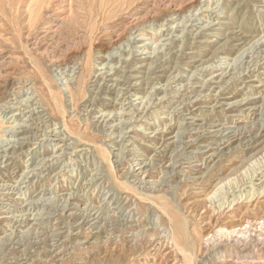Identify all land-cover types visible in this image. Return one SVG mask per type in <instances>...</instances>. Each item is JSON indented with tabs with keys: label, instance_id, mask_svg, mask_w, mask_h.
<instances>
[{
	"label": "rangeland",
	"instance_id": "374dc122",
	"mask_svg": "<svg viewBox=\"0 0 264 264\" xmlns=\"http://www.w3.org/2000/svg\"><path fill=\"white\" fill-rule=\"evenodd\" d=\"M124 4L0 0V264H182L164 193L196 264H264V0Z\"/></svg>",
	"mask_w": 264,
	"mask_h": 264
},
{
	"label": "bare ground",
	"instance_id": "6f19581e",
	"mask_svg": "<svg viewBox=\"0 0 264 264\" xmlns=\"http://www.w3.org/2000/svg\"><path fill=\"white\" fill-rule=\"evenodd\" d=\"M41 3H42V8L44 7V6H49L50 4H51V1L52 0H39ZM127 1V4H124V5H122V7L123 8H128V9H130L136 2H139L140 0H130L131 2H128V0H126ZM124 3V2H123ZM104 7L106 8V7H108V4H105L104 5ZM121 7V8H122ZM152 22H154V23H156L155 21H152ZM175 27V26H174ZM120 42H121V39L119 40ZM253 42V41H252ZM251 44V43H250ZM263 44V43H262ZM81 45V44H80ZM78 47V46H77ZM82 47V46H81ZM81 47H78V49L75 51V53H77L76 55H78L77 56V59H76V62H77V66L79 67L81 64V60H80V58H81ZM256 48V47H255ZM254 48V49H255ZM119 50H121V49H119ZM144 50H146V49H144ZM155 51V50H154ZM72 52V51H71ZM154 53V52H153ZM109 57H114V55L116 54V53H112V52H110L109 51ZM74 55V51H73V53H72V56ZM130 55V54H129ZM243 55V54H242ZM227 56V55H226ZM108 57V58H109ZM92 59H91V57L89 56V58H88V60H87V63L86 64H84V65H86L85 66V68H84V70H83V73H81V71H79V76H78V80H77V83H76V86H77V88H79L78 89V93L79 94H81V91L83 90V88H84V84H85V78H86V76H84L86 73H84V72H87L88 74H90L91 72H92V64H91V61ZM242 60V59H241ZM76 65L74 66V67H76ZM231 66V65H230ZM86 67H87V71H86ZM66 68V67H65ZM73 68V67H72ZM92 69V70H91ZM235 69V68H234ZM247 69V68H246ZM113 70H115V68H113V67H110V69H109V72H112ZM176 74V73H175ZM234 75V74H233ZM191 77V76H190ZM225 77V76H224ZM204 79V78H203ZM171 80V79H170ZM173 80V79H172ZM228 81V80H227ZM67 89H69L68 91L70 92V94L72 95V102H73V104H74V107H76V105H75V97H76V95L78 94L77 93V90H75L76 92H74L73 91V89H71V86H67ZM76 89V88H75ZM202 89V88H201ZM52 92V91H51ZM53 95H54V93H53ZM51 96V97H53V102L54 101H56V100H54V98H56V97H54V96ZM61 95V94H60ZM223 95V94H222ZM147 98V96H146V94L143 96V99H146ZM57 99V98H56ZM247 99V98H246ZM245 99V100H246ZM58 100V99H57ZM59 101V100H58ZM244 101V100H243ZM56 102H54V104H55ZM241 103H243V102H240V104ZM58 104H59V102H58ZM229 104V103H228ZM54 106V105H53ZM61 106H62V104H61ZM60 106V107H61ZM55 107H58V105L57 106H55ZM59 107V108H60ZM63 107V106H62ZM53 108V107H52ZM57 109V108H56ZM63 109H64V107H63ZM254 109V108H253ZM61 110V109H60ZM207 110V109H206ZM63 110H61V112H62ZM103 112H104V110H102ZM53 112V111H52ZM64 112H65V110H64ZM107 112H105V114H106ZM108 113H110V114H112L113 113V111H111V112H108ZM106 119V118H105ZM132 119V118H131ZM67 126V125H66ZM262 126V125H261ZM132 127V126H131ZM264 127V126H263ZM227 128V127H226ZM11 129V128H10ZM9 129V130H10ZM223 129H225V126H223V127H221V129H218V131H215V133H217V134H220V132L221 131H223ZM230 128H228V129H226V131L227 130H229ZM239 129V128H238ZM253 129V126L250 128V130H248L250 133H251V130ZM128 130V129H127ZM164 130V129H163ZM181 129H180V127H179V129H178V132H177V134H176V139L179 141V140H181L182 139V136L184 135L183 133L184 132H182V131H180ZM90 131V130H89ZM236 131V130H235ZM234 131V132H235ZM240 132V131H239ZM241 133V132H240ZM114 134V133H113ZM122 134V133H121ZM235 134H237V132L235 133ZM242 134V133H241ZM240 134V135H241ZM252 139V140H255V137H253V135H251L250 137H249V139ZM250 139V140H251ZM37 140V139H36ZM251 140V141H252ZM242 143V141H240V143L239 144H241ZM72 144V143H71ZM188 146V145H187ZM168 148V147H167ZM166 147H165V149H167ZM124 149V148H123ZM123 151V150H122ZM124 153V152H123ZM111 154V151H109L107 148H103L102 150H101V155H102V157L104 158V160H106V161H109V163H111L110 162V158H109V155ZM163 154V153H162ZM122 155L124 156V154H122V153H120L119 155H118V159H119V161L121 160L122 161V159H123V157H122ZM223 156V154H221L220 155V158ZM162 158H163V161H168V157H166V156H162ZM173 160V159H172ZM177 160V159H176ZM172 162V161H171ZM164 163V162H163ZM49 164V163H48ZM174 160H173V166H174ZM47 165V164H46ZM105 165V164H104ZM130 166H131V163L129 164ZM214 165V164H213ZM172 166V167H173ZM176 166V165H175ZM132 167V166H131ZM102 169V168H101ZM175 172V171H174ZM170 174L171 173H173V171L171 170L170 172H169ZM37 175V174H36ZM166 175V174H165ZM125 179V180H124ZM124 179H120L119 180V178L115 181V183L116 184H114L115 186H117V187H119V188H121V189H123V190H133L134 189V187H135V189H137L136 188V186H133V185H131V184H129V182L126 180V178H124ZM260 180V179H259ZM221 182V181H220ZM169 185V184H168ZM132 186H133V188H132ZM106 188H104V190H105ZM113 190V189H112ZM111 191V190H110ZM110 191H108V193L110 192ZM134 191V190H133ZM132 193H134V192H132ZM136 193V192H135ZM262 193H264V188L263 189H261L260 191H258V189L257 190H253V191H251V193H250V195L249 196H247V198H250V199H253L255 196H256V194H262ZM50 194V193H49ZM140 194V193H139ZM149 195H151V194H149ZM54 197V196H53ZM141 197H143V196H141ZM243 197V195L240 197V199ZM39 199V198H38ZM111 199V198H110ZM143 199H145V200H147V201H151V203H153V204H155L156 206H158L159 207V209H161V211L163 212V214L166 216L165 218H167V221L166 222H168V226H169V232H170V237H169V239H168V241H171L170 243L173 245V247H175L176 249H177V251L181 254V257H182V264H196L197 263V261H198V254H199V252H200V248H201V245H200V240H201V236L198 234V236H197V234H195V232H192V231H190L189 229H188V224H187V222H186V220H184L181 216H180V212H179V209L178 208H176V207H174L173 206V204H172V197H171V193H164V194H160V195H158V196H154V195H151V196H148V195H146V196H144L143 197ZM237 199V198H236ZM236 199H233L232 201H231V203H230V206H232L233 205V203H235L236 202ZM61 200H59V202H60ZM68 201H70V200H68V197H66V198H64V202L66 203V202H68ZM84 200L83 199H81V198H79V197H77V198H72V200H71V202H70V204L69 205H67L66 206V204H64V206H62V207H64L63 209H67V208H69V207H71V206H77L78 204H80L81 202H83ZM121 207V206H120ZM222 207V206H221ZM21 208V207H20ZM87 216H89V215H87ZM90 217V216H89ZM89 217H86L87 219H89ZM94 219V218H93ZM70 220V219H69ZM68 220V221H69ZM123 220V219H122ZM88 221V220H87ZM90 222V221H89ZM122 223H123V221H121ZM87 223V222H86ZM96 224V223H95ZM190 224V223H189ZM130 225V224H129ZM65 226V225H64ZM148 227V226H147ZM131 230V229H130ZM58 232V231H57ZM105 234V233H104ZM99 236H103V233H101L100 232V234H98V237ZM101 238V237H100ZM203 239V238H202ZM70 245H71V242H70ZM121 263H123V259L121 258V257H119V258H117V261H114V263H111L110 261L107 263V264H121ZM200 263V262H199ZM202 264V263H201Z\"/></svg>",
	"mask_w": 264,
	"mask_h": 264
}]
</instances>
